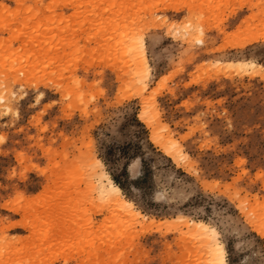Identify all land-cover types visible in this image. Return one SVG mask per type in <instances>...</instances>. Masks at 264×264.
Instances as JSON below:
<instances>
[{
    "label": "rangeland",
    "instance_id": "374dc122",
    "mask_svg": "<svg viewBox=\"0 0 264 264\" xmlns=\"http://www.w3.org/2000/svg\"><path fill=\"white\" fill-rule=\"evenodd\" d=\"M263 31L264 0H0V264H209L186 220L264 264Z\"/></svg>",
    "mask_w": 264,
    "mask_h": 264
},
{
    "label": "bare ground",
    "instance_id": "6f19581e",
    "mask_svg": "<svg viewBox=\"0 0 264 264\" xmlns=\"http://www.w3.org/2000/svg\"><path fill=\"white\" fill-rule=\"evenodd\" d=\"M264 32V31H263ZM260 33L259 32V34L261 35H264V33ZM259 34H257V36L259 35ZM251 36H252V34H251ZM251 36H248L249 38V40L247 39V38H245V40H246V42L244 41V40H242L243 42L240 44L239 43V45H238V42L237 43H235L237 46H245L246 44H248V43H251V42H253L254 40L256 41V40H260V39H263L264 38V36H260V37H255V34H254V36H252L253 38L252 39H250V37ZM255 37V38H254ZM184 40V39H183ZM202 41V40H201ZM200 41V42H201ZM248 41V42H247ZM234 42V41H233ZM138 44V43H137ZM140 44V43H139ZM234 45V44H233ZM235 45V46H236ZM136 46H139V48H140V46H141V49H140V51H139V57L138 56H136V58H139V67L138 68H140L141 70H143V71H145L146 72V74H149V65H148V63H147V60H146V56H145V53H146V47H145V44H144V42H142V45H136ZM135 48V45H133V46H131L130 48ZM132 48V49H133ZM135 50H136V48H135ZM132 51V50H131ZM133 52V51H132ZM137 53V52H136ZM135 55V54H134ZM137 55V54H136ZM133 59H135V57L133 58ZM138 60V59H137ZM230 62V64L232 65H234V64H236V67L237 66H242V67H244L243 65L246 63V61H242V60H236V61H229ZM247 64H252V65H256L257 67H258V65H257V63H255V62H250V63H247ZM263 67V66H262ZM233 68H235V67H233ZM239 68V67H238ZM241 68V67H240ZM247 68V67H246ZM245 68V69H246ZM138 71V70H137ZM142 71V72H143ZM145 74V75H146ZM149 76V75H148ZM147 77V76H146ZM149 78V77H148ZM6 95H4V96H2L1 97V100L2 101H6V100H8L7 99V97H5ZM101 177V176H100ZM100 183H101V185H100V188L99 189H101L100 190V192L103 194V193H105L106 195H107V197L109 196V199H110V197L113 199V200H115V202H119L120 203V205H124V206H126V209L129 207L130 208V210L129 209H127V210H129V211H131V210H133V204H132V202H130L129 200H127L125 197H124V195H123V190H122V188H121V186L120 185H118L114 180H113V178L110 176V175H108L107 173H104L103 175H102V177H101V181H99ZM99 183V184H100ZM111 199V200H112ZM114 202V201H113ZM116 203V204H117ZM118 203V204H119ZM123 206V207H124ZM132 212V211H131ZM139 214V213H138ZM184 225H185V227H187V229H188V231H193L194 232V230L193 229H196V230H198V232L199 231H201V232H199V233H201L202 235H204L203 237H204V241L205 242H207V244H209V245H211V247H210V252H211V256H210V262H209V264H228V262H227V259H226V251H225V249L220 245V244H218V243H216L215 242V244H214V242H213V240H211V238L208 236V233L210 232L213 236H215L216 234H217V231H216V229L215 228H213V227H211V226H209V224H207L206 222H204V221H195V220H186L185 221V223H184ZM205 234H207V235H205ZM202 237V238H203ZM201 238V239H202ZM204 243V242H203Z\"/></svg>",
    "mask_w": 264,
    "mask_h": 264
}]
</instances>
